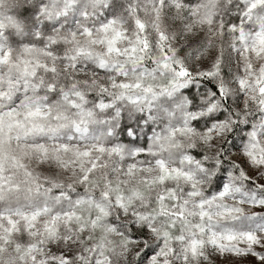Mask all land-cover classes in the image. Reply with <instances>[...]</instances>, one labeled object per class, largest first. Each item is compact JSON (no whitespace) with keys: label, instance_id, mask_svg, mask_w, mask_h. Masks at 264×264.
<instances>
[{"label":"snow or ice","instance_id":"snow-or-ice-1","mask_svg":"<svg viewBox=\"0 0 264 264\" xmlns=\"http://www.w3.org/2000/svg\"><path fill=\"white\" fill-rule=\"evenodd\" d=\"M0 264H264V0H0Z\"/></svg>","mask_w":264,"mask_h":264},{"label":"rangeland","instance_id":"rangeland-1","mask_svg":"<svg viewBox=\"0 0 264 264\" xmlns=\"http://www.w3.org/2000/svg\"><path fill=\"white\" fill-rule=\"evenodd\" d=\"M119 3V0H116ZM111 119L110 117H105ZM113 134L109 138L110 143L122 145L126 150L135 151L143 148L154 129H157L158 122L149 119L144 112L132 108H121L119 116L112 121Z\"/></svg>","mask_w":264,"mask_h":264}]
</instances>
